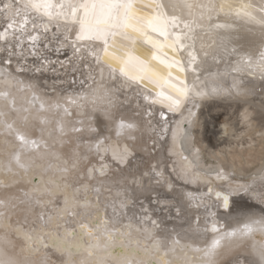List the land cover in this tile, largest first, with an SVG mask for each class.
<instances>
[{
    "label": "snow or ice",
    "instance_id": "6c2138e0",
    "mask_svg": "<svg viewBox=\"0 0 264 264\" xmlns=\"http://www.w3.org/2000/svg\"><path fill=\"white\" fill-rule=\"evenodd\" d=\"M41 46L65 57L34 69L59 65L51 87L19 78ZM257 95L264 0H0V264H264V208L240 205H264V162L238 178L193 135L209 99L264 127Z\"/></svg>",
    "mask_w": 264,
    "mask_h": 264
},
{
    "label": "bare ground",
    "instance_id": "6f19581e",
    "mask_svg": "<svg viewBox=\"0 0 264 264\" xmlns=\"http://www.w3.org/2000/svg\"><path fill=\"white\" fill-rule=\"evenodd\" d=\"M145 2H149V0H145ZM245 2H247V0H245ZM253 2L258 4L259 0H253ZM41 22L42 21H40V23ZM219 22L223 23V21ZM215 39L219 42L220 36L217 35ZM205 43H209V41L206 40ZM146 53L147 49L145 47H140L136 54L144 56ZM29 55V52L26 51V62L23 67V71L26 75L20 76V79L29 81L33 77H38L40 81H46L48 86L51 87L54 81L64 78L62 71L59 70L58 64L55 66L57 69L55 72L52 70V67H48L47 70L42 73L34 72L35 68L41 67L42 59L62 60L61 58L64 57L63 55L57 56L54 52L49 53L44 50L42 46L36 57L29 58ZM169 56H171V53H169ZM176 58L179 59V56ZM211 59L212 58L209 57V64H206L205 67H210V71L213 73L218 72L224 74L230 81L232 75L228 64L224 63L219 67H216L215 65H211ZM152 63L154 66H157L158 70L167 71L162 65H159L158 61H153ZM20 67L21 65L16 60H13L12 69L15 70ZM178 74L179 73L173 69V75ZM183 78L184 77L181 74V79ZM68 79H71V77H68ZM204 79L205 76H202L201 80ZM151 87L152 86L149 85V88ZM67 90L73 91L74 89ZM75 90H79V82H77ZM129 95L131 96L132 93H129ZM262 106H264V97L259 95L248 97V104L244 105V107L248 108V110L256 116H259ZM90 107L91 106L89 105V108ZM242 110L243 109H241V111ZM235 111L236 103L234 101L223 99L202 100L201 108L197 110V129L194 131L193 135L195 136V147L200 149L202 162L205 165H211L212 167H216L217 165L224 166L226 171L234 173L239 178L249 175L250 171L254 172L259 168L262 162H264V127L260 126L259 119L254 120L250 127L243 123H236V116L234 115ZM75 119L81 118L75 117ZM176 119H178V117H176ZM185 148H187L186 145ZM188 190L195 192L196 188L195 186H190ZM203 190L206 192V188ZM145 203H147V201H145ZM240 205L245 208L250 207V210L256 214L255 218L257 219L260 217L261 208H264V205L247 199L241 200ZM109 215H111V213H109ZM195 215L207 217V223L210 220L212 221L211 216L208 212H205L203 206H201L199 213H194V216ZM220 218L224 219L223 225L225 231H231L238 226L235 222H230L224 216L223 211H219L217 219ZM124 223L127 224L128 221L126 220ZM135 226L136 225L133 223V227ZM169 227H172V225H169ZM200 227L203 228L204 223H201ZM206 238L210 240L211 236L209 235L208 237H205L204 235H200L198 237L201 242ZM260 238L259 234L255 237L257 241H259ZM195 246L203 247L204 245L203 243H199Z\"/></svg>",
    "mask_w": 264,
    "mask_h": 264
},
{
    "label": "water",
    "instance_id": "95a60500",
    "mask_svg": "<svg viewBox=\"0 0 264 264\" xmlns=\"http://www.w3.org/2000/svg\"><path fill=\"white\" fill-rule=\"evenodd\" d=\"M42 23V22H41ZM29 58H33V56L32 55H29ZM62 60L63 59H65V57H62L61 58ZM212 211H217L216 210V208H212ZM220 211H222V210H220ZM262 213L260 212V215H261ZM218 215H219V213H218ZM219 220V224H224V219H222V218H220V219H218ZM212 223V221L210 220L209 222H208V225L210 226V224ZM219 224L217 225L218 227H219Z\"/></svg>",
    "mask_w": 264,
    "mask_h": 264
}]
</instances>
